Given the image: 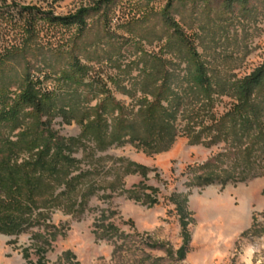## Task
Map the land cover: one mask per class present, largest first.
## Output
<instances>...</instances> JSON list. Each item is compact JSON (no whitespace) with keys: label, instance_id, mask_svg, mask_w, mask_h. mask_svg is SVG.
<instances>
[{"label":"rangeland","instance_id":"rangeland-1","mask_svg":"<svg viewBox=\"0 0 264 264\" xmlns=\"http://www.w3.org/2000/svg\"><path fill=\"white\" fill-rule=\"evenodd\" d=\"M228 1L0 0V264L43 243L48 264H264V233L243 235L264 230V85L240 90L264 0ZM80 10L85 26L52 20ZM27 76L50 116L21 103ZM174 193L194 219L184 260L166 252L183 244ZM103 212L122 239L97 231Z\"/></svg>","mask_w":264,"mask_h":264},{"label":"trees","instance_id":"trees-1","mask_svg":"<svg viewBox=\"0 0 264 264\" xmlns=\"http://www.w3.org/2000/svg\"><path fill=\"white\" fill-rule=\"evenodd\" d=\"M104 1H111V0H104ZM250 0H229L227 5L228 7H232L235 3H240L241 5H247ZM170 8V6H169ZM169 8L164 12V20L167 25H169L172 29H174L177 33L182 34V29L179 23L175 21L172 17ZM54 21H60L65 25H78V26H85L87 24V14L84 10H80L77 14L67 16V17H55L52 19ZM26 89L23 92L21 103L27 107H31L36 113L42 116H50L54 112V107L52 104L48 103L38 92L37 84L31 79V77H26ZM264 85V61L261 66L256 68L251 74L247 75L241 85L240 90L242 94L246 98H252L256 91ZM64 114L67 113L64 111ZM65 115H63L65 117ZM68 123H71L70 119H67ZM162 136L164 137V129H162ZM167 135V133H166ZM144 179L148 176V169L147 167H141L138 171ZM214 182L211 178H206V184H212ZM142 188L144 194L140 197V200L143 201L144 204L148 205L149 207H153L160 203L159 199V189L153 186H149L142 183ZM150 191V193H148ZM169 200L172 204L176 205V210L180 215V224L182 228V237H183V244L182 246L174 251L172 248H167L166 252L170 257H176L178 260H184L189 252V244L191 241V233L189 230L190 224L193 222V213L189 210L188 202L189 198L188 195L185 193H174L169 197ZM107 215L105 212L102 213V218L100 219V223H97V231L102 230L104 233L108 235L111 239H122L125 236V233L122 232L113 222L107 223ZM264 230H260L257 228V225L254 223L253 226L247 230L243 235H262ZM49 243H43L38 249L39 259L36 262H32L31 264H48L46 260V252ZM151 248H166V245L163 243L155 242L150 245ZM26 257L30 256L28 250H26ZM66 256H74L73 253L67 252ZM149 259L151 257H148Z\"/></svg>","mask_w":264,"mask_h":264}]
</instances>
